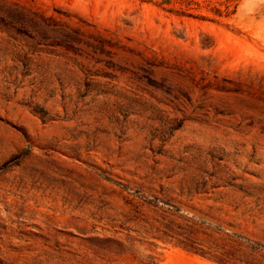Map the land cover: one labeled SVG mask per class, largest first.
Masks as SVG:
<instances>
[{
  "label": "rangeland",
  "instance_id": "rangeland-1",
  "mask_svg": "<svg viewBox=\"0 0 264 264\" xmlns=\"http://www.w3.org/2000/svg\"><path fill=\"white\" fill-rule=\"evenodd\" d=\"M155 1L0 0V264H264V0Z\"/></svg>",
  "mask_w": 264,
  "mask_h": 264
},
{
  "label": "trees",
  "instance_id": "trees-1",
  "mask_svg": "<svg viewBox=\"0 0 264 264\" xmlns=\"http://www.w3.org/2000/svg\"><path fill=\"white\" fill-rule=\"evenodd\" d=\"M239 1L240 0H157L154 3L160 7H166L174 2L181 3L182 5H186L188 7H192L193 5L201 6L202 4H205L206 6L211 7L216 15L229 17L237 12ZM233 241L239 246L251 247L256 252L264 253V245H260L259 243L253 244L244 236H237V238L233 239ZM185 247L196 253L201 251L204 257H208L206 252L199 250L192 245H186ZM221 255L223 256V254ZM209 257L221 264H232V262L224 256V258L219 255H209Z\"/></svg>",
  "mask_w": 264,
  "mask_h": 264
}]
</instances>
